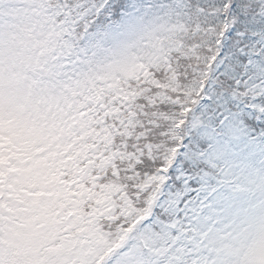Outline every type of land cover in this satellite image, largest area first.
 <instances>
[{
	"label": "snow or ice",
	"instance_id": "6c2138e0",
	"mask_svg": "<svg viewBox=\"0 0 264 264\" xmlns=\"http://www.w3.org/2000/svg\"><path fill=\"white\" fill-rule=\"evenodd\" d=\"M0 264H264V0H0Z\"/></svg>",
	"mask_w": 264,
	"mask_h": 264
}]
</instances>
